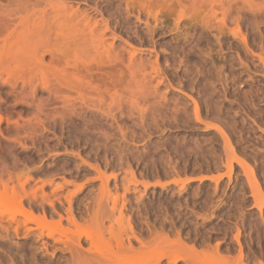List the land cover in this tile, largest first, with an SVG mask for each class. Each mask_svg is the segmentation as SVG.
Returning <instances> with one entry per match:
<instances>
[{"label": "rangeland", "instance_id": "rangeland-1", "mask_svg": "<svg viewBox=\"0 0 264 264\" xmlns=\"http://www.w3.org/2000/svg\"><path fill=\"white\" fill-rule=\"evenodd\" d=\"M5 21L0 264H264V0H0Z\"/></svg>", "mask_w": 264, "mask_h": 264}, {"label": "trees", "instance_id": "trees-1", "mask_svg": "<svg viewBox=\"0 0 264 264\" xmlns=\"http://www.w3.org/2000/svg\"><path fill=\"white\" fill-rule=\"evenodd\" d=\"M217 174V171L215 170L214 167H211L209 169H200V170H192V168H190V170H188V172H186V175L189 176V177H197V176H211V175H215ZM182 176L185 175V173H181ZM157 176H149V179L150 180H155ZM172 176H165V174L163 172H160L159 174V179L161 181H166V180H169L171 179ZM205 185H209L207 181H204ZM197 185L196 182H193L190 184L189 187H195ZM156 192H160V189H156Z\"/></svg>", "mask_w": 264, "mask_h": 264}, {"label": "bare ground", "instance_id": "bare-ground-1", "mask_svg": "<svg viewBox=\"0 0 264 264\" xmlns=\"http://www.w3.org/2000/svg\"><path fill=\"white\" fill-rule=\"evenodd\" d=\"M47 2H48V1H47ZM26 3H27V2H26ZM1 21H2V20H1ZM3 23H5V25L3 24L4 27L0 28V30L3 29V28H5L4 30L6 31V30L8 29L9 22H8V21H5V22H3ZM3 25L1 24V26H3ZM1 26H0V27H1ZM6 28H7V29H6ZM0 32H2V30H1ZM121 55H122V54H121ZM122 56H123L122 58H121V57L118 58V59H120V61H119L118 59H115V60L121 62V59H123V61H124V55H122ZM117 57H119V56H117ZM123 61H122V62H123ZM209 178H210V177H209ZM213 179L217 180V177H212V180H213ZM215 180H213V181H215ZM184 181H185V180H184ZM188 181H189V179H188L186 182H188ZM180 183L182 184V182H180ZM176 184H177V183H176ZM181 184H180V185H181Z\"/></svg>", "mask_w": 264, "mask_h": 264}]
</instances>
